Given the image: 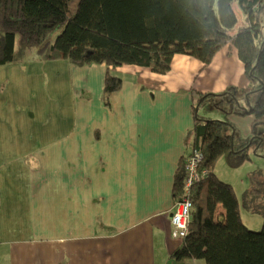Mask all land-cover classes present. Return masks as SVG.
<instances>
[{
    "label": "crops",
    "instance_id": "obj_1",
    "mask_svg": "<svg viewBox=\"0 0 264 264\" xmlns=\"http://www.w3.org/2000/svg\"><path fill=\"white\" fill-rule=\"evenodd\" d=\"M38 62L0 63V264H206L171 256L174 178L208 107L200 96L249 84L236 49L205 67L175 54L164 74ZM108 72L121 82L112 93ZM250 134V122L238 132Z\"/></svg>",
    "mask_w": 264,
    "mask_h": 264
},
{
    "label": "trees",
    "instance_id": "obj_2",
    "mask_svg": "<svg viewBox=\"0 0 264 264\" xmlns=\"http://www.w3.org/2000/svg\"><path fill=\"white\" fill-rule=\"evenodd\" d=\"M234 3L244 14L238 27ZM263 13L264 0H0V63L35 46L42 60L137 65L164 74L175 54L191 56L205 67L223 46L235 48L249 84L200 96L226 118L195 114L192 146L202 153L199 166L208 174L189 190L187 232L171 256L206 264H264V167L249 173L241 203L231 183L215 173L221 157L235 169L250 160V151L262 155L264 149ZM56 26L61 31L45 42L48 29ZM120 85L118 77L106 73V93ZM252 93L258 94L254 101ZM230 114L251 116L250 136L236 133ZM183 180L182 161L174 178L175 199ZM241 208L262 217L259 230L247 227Z\"/></svg>",
    "mask_w": 264,
    "mask_h": 264
},
{
    "label": "rangeland",
    "instance_id": "obj_3",
    "mask_svg": "<svg viewBox=\"0 0 264 264\" xmlns=\"http://www.w3.org/2000/svg\"><path fill=\"white\" fill-rule=\"evenodd\" d=\"M234 9L236 11L237 17H238V24L236 27H238L239 25H243V21H244V14L243 12L239 9V7L234 3ZM263 35H264V13H263ZM61 31V27L60 26H56L54 28H49L48 32L46 33V37H45V42H52L55 38V36ZM18 41V40H17ZM17 43V46L19 47V43ZM16 46V48H17ZM18 58L16 59L17 61H22V66L23 68H26L27 70H34L37 67L36 63L38 62V50L35 46H33L31 49L26 50L25 54H23L22 56H17ZM252 95V100L254 101L255 99H257L258 94L253 93ZM204 103H207L208 107H204L201 106L200 110H199V114L203 115V116H207L210 117L209 119H214V120H220V121H225L224 119L226 118L224 114L220 113L218 111V109H216L211 103H210V99L209 100H204ZM235 111H237V108L235 109ZM216 112V113H214ZM218 117V118H217ZM253 117V116H252ZM228 120L230 122H232V124L234 125V127L238 130V132L243 133V126L244 124H249V122L251 121V118L247 117V116H243V117H232V115H230L228 117ZM250 160H253V163L250 162H245L242 164V167L239 168H230L226 165L223 157L219 158L216 161L215 164V173L217 175V177L221 180L224 181L226 183H231V185L233 186V188L238 187L240 188L242 186V184H245V188L247 187V182H249L248 179V172H250L253 168L252 166L254 165V162H258L259 166H256L255 169L258 168H263L264 167V149L262 151V155L260 154H255L253 151H250ZM262 157L259 159V157ZM259 160V161H257ZM249 167H251L249 169ZM253 171V170H252ZM241 212V217L243 219V221H245V223L248 225L247 227L251 230H259L261 228V225L263 223V219L260 215L257 214H250V213H246L242 208L240 209ZM248 216V217H246Z\"/></svg>",
    "mask_w": 264,
    "mask_h": 264
},
{
    "label": "built area",
    "instance_id": "obj_4",
    "mask_svg": "<svg viewBox=\"0 0 264 264\" xmlns=\"http://www.w3.org/2000/svg\"><path fill=\"white\" fill-rule=\"evenodd\" d=\"M202 160V153L196 147H192L188 157L184 161V180L180 196L175 199L170 214L171 236L182 240L186 235L191 211V201L188 193L191 186L204 179L208 171L199 166Z\"/></svg>",
    "mask_w": 264,
    "mask_h": 264
},
{
    "label": "water",
    "instance_id": "obj_5",
    "mask_svg": "<svg viewBox=\"0 0 264 264\" xmlns=\"http://www.w3.org/2000/svg\"><path fill=\"white\" fill-rule=\"evenodd\" d=\"M236 105L239 107L240 105H239V103H238V101L236 102ZM244 108V107H243ZM196 110H197V107H196ZM245 112H249V108H248V106H247V108H245ZM262 158V157H261Z\"/></svg>",
    "mask_w": 264,
    "mask_h": 264
}]
</instances>
